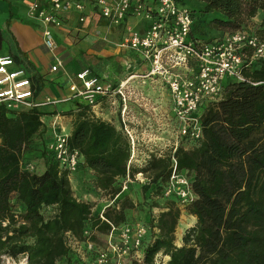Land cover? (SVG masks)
<instances>
[{
    "label": "trees",
    "instance_id": "trees-1",
    "mask_svg": "<svg viewBox=\"0 0 264 264\" xmlns=\"http://www.w3.org/2000/svg\"><path fill=\"white\" fill-rule=\"evenodd\" d=\"M198 1L199 12L214 14L211 28L236 31L247 28L260 11L262 22L255 32L264 36V0H177ZM193 18L195 9H189ZM3 38L0 32V50ZM243 81L227 82L222 98L200 110L202 138L185 142L174 153L177 167L187 172L196 198L183 211L196 219L184 231L181 246L175 232L181 217L177 201L163 198L170 175V158L151 157L143 169L128 166L130 144L121 130L91 118L89 109L78 104L67 145L78 150L81 169L90 175L93 190L118 195L103 216L120 225L131 223L128 212L135 204L116 187L126 176L151 172L143 193L164 201L161 212L145 225L149 234L142 262L153 264L155 256H168L167 264H264V60L243 71ZM35 94L42 86L31 76ZM39 108L7 110L0 107V255H26L28 264H58L69 259L65 232L80 237L85 229L106 233L107 225L93 216L90 204L73 196L67 175L59 171L42 140L40 157L45 170L24 171L25 154L43 126ZM63 115H70V112ZM133 185V184H132ZM52 208L49 216L44 210ZM6 223V226H3ZM132 224V223H131ZM135 224V223H134ZM154 229L156 231H154ZM94 239V238H93Z\"/></svg>",
    "mask_w": 264,
    "mask_h": 264
},
{
    "label": "built area",
    "instance_id": "built-area-1",
    "mask_svg": "<svg viewBox=\"0 0 264 264\" xmlns=\"http://www.w3.org/2000/svg\"><path fill=\"white\" fill-rule=\"evenodd\" d=\"M88 6L91 8L90 14L86 13ZM72 12L79 14L80 24H85L91 16H97L115 27L121 26L131 16L148 22V27L141 32L127 27L117 48L134 52L148 65V72L140 78H154L167 89L171 100L168 126L158 125L155 128L149 120L142 123L129 115V104L144 99L140 89L129 86L132 75L113 87L102 83L98 76L84 68L75 74L78 83L68 86L67 96L59 99L47 97L38 101L31 75L25 68L18 66L11 56L4 54H0V107L12 111L29 110L74 100L83 103L94 116L97 110H102L100 100H107L113 108L118 98L120 104L116 114L121 131L130 144L128 166L137 160L138 149L142 146H146L144 160L169 154L171 170L163 189V198L176 200L181 214L185 213L183 210L194 202L196 196L187 172L178 169L174 153L185 142L201 140V108L208 102L219 101L227 82L243 81V71L264 60V36H258L254 28L247 27L230 32L220 39H194L191 36L193 16L177 0H28L27 17L42 26V42L52 57L51 73H65L64 62L56 54L57 43L53 30L62 28L65 17ZM142 109L145 110V107ZM138 127H143L139 134ZM52 128L48 150L59 171L65 173L71 183L81 155L78 150L68 147L70 132L59 118L52 122ZM167 133L170 135L168 138ZM20 166L24 171L36 172L32 163L23 162ZM128 168L120 192L126 191L127 185L133 180L144 181L141 173L136 174L134 179L130 177ZM117 197L115 195L105 202L98 214L100 221L107 225L106 233L101 235L102 241L99 243L97 235L89 229H85L80 237L65 232L63 242L69 259L60 260L58 264L142 262V250L149 229L136 223L115 225L103 216ZM168 260V256L159 253L153 264H167ZM0 264H28V260L24 254L17 258L0 255Z\"/></svg>",
    "mask_w": 264,
    "mask_h": 264
},
{
    "label": "crops",
    "instance_id": "crops-1",
    "mask_svg": "<svg viewBox=\"0 0 264 264\" xmlns=\"http://www.w3.org/2000/svg\"><path fill=\"white\" fill-rule=\"evenodd\" d=\"M6 1L7 11L0 10V32L3 38L2 50L4 55L11 56L18 66H21L27 70L29 75L38 77L42 81L40 91L36 94V99L42 101L49 97L51 99H59L68 95V86L71 83H78L75 79V74L84 68H88L92 74L98 76L102 83L110 84L116 87L120 82L126 80L129 76H133L129 81V86L140 88L142 91L143 100L131 102L129 108L131 111H153L155 114V122L160 126H168L170 121V109L171 100L167 89L160 83V81L154 78L140 77L145 76L149 70V67L144 63L141 58L132 51L119 50L117 44L122 40L127 27L136 30L144 31L148 27V22L141 19L131 17L126 18L121 26H110L103 19L97 16H91L85 24H80L79 14L76 12L70 13L64 19L62 28L53 30L54 38L57 43L56 54L60 56L65 65V73L57 72L51 73L50 66L52 64V57L48 50L44 47L42 42V26L40 23L30 20L27 17V3L28 0H4ZM193 4L198 7H202V3L198 1H192ZM202 4V5H201ZM91 8L88 6L86 13L90 14ZM208 21L214 17V14L205 16ZM195 18V17H194ZM263 14L258 12L251 23L262 22ZM195 20L193 19V26L191 29V36L198 40H212L221 38L226 31L216 30L208 26L207 30L193 34ZM2 53V54H3ZM121 55V56H120ZM112 58L114 62L119 64H127L122 72L117 77H114L112 81L106 79V73L103 69V65L107 64L108 58ZM128 62V63H126ZM132 73V74H131ZM114 81V82H113ZM46 83H50V86H46ZM53 86H52V85ZM102 103V110H97L95 115L91 118L105 121L117 130H121L118 112L119 99L115 101V107L111 108L108 105L107 100H100ZM76 101H69L63 104H57L56 106L48 107L44 106L39 110L45 115L41 118L43 124L40 133L37 137L44 142H51L52 138V122L59 118L61 122L67 127L69 132L72 129V123L74 114L76 113ZM80 105H84L83 103ZM70 112V115H63ZM169 135V133H167ZM166 134V135H167ZM40 148H36L34 151L27 152L25 157L29 159V162H33L36 165V170L43 173L45 170L44 160L40 157ZM79 175V173H78ZM77 178V177H76ZM80 177L78 176V180ZM77 179H74L76 182ZM72 184V183H70ZM72 192H77V187L70 186ZM76 198V194H73ZM80 201L79 198H76ZM101 204V205H100ZM98 204L101 210L105 204ZM187 216L189 223L184 224L182 221L183 216ZM180 224L175 232V245L181 246V239L184 231L190 227H193L196 219L185 213L181 214ZM182 225V226H181ZM181 226V227H180ZM180 227V228H179ZM180 236L178 238V232ZM177 237V238H176Z\"/></svg>",
    "mask_w": 264,
    "mask_h": 264
},
{
    "label": "rangeland",
    "instance_id": "rangeland-1",
    "mask_svg": "<svg viewBox=\"0 0 264 264\" xmlns=\"http://www.w3.org/2000/svg\"><path fill=\"white\" fill-rule=\"evenodd\" d=\"M184 4L185 5H183L182 7H185L187 9H192V10L195 9L196 16H195V18H193L195 20V23H194L195 30H193V34L196 35L197 33L202 32V29L207 30L208 26L210 24H209L208 19L205 17V15H203L201 12H199L200 9H197L198 7H196V5L192 3V1H185ZM6 5H7L6 1L0 0V10L1 11L6 12L8 10ZM256 22L257 23H251L248 27L255 28L257 30L260 22L259 21H256ZM228 33H230V31H226L224 34L226 35ZM224 36L222 35L221 38H223ZM258 36L261 37V35H258ZM217 39H220V38H217ZM3 52H4V50H2V52L0 51V54H2ZM126 63H128V62H126ZM126 65L127 64H119L117 61L114 62L111 57L108 58L107 64H104L102 66L103 69L105 70V73H106V79H108L109 81H112V80H114L113 78L117 77V75H119L120 73H122V72L125 73L124 69L126 68ZM49 84L50 83H46V86H50ZM138 89H140V88H138ZM61 104H63V103H61ZM52 106H56V105H53V104L48 105V107H52ZM129 115L135 116L142 123L144 121L146 122V120H149V122L151 124H153V126L155 128H156V126H158V123H156L154 120L156 117H155V114L153 111H150V110L149 111H143V109H142V111H140V112L139 111H137V112L130 111ZM129 128H131V124L129 125ZM153 130L155 131L156 129H153ZM141 131H143V127L142 128L138 127L137 133L139 134ZM153 134L158 135L154 132H153ZM169 136L170 135L167 134V138ZM140 138H141V136H140ZM45 143H49V142L45 141ZM42 146H43L42 145V139L36 138L34 140V144H33L32 148H30V149L33 150L34 148H41ZM145 148H146V146H142L141 148L138 149L139 150L138 158L136 161H133L132 164L130 162V166L134 167L135 169H143L145 167V164L147 162V160H144V156H145L144 153L146 152ZM29 163H31V162H29ZM32 164H33V162H32ZM35 167H36V165H35ZM80 171H82V175L81 174L78 175V172H76V174H74L72 176V182H71L72 184H70V186L72 185V186H75V188L77 187V192L74 191L73 194H76V198H79L80 201H83V202L90 204L92 215L97 216L99 214V212L101 211V207H99L98 204L102 203V205H103L104 202L109 201V199H111L110 195L104 191L93 190L91 188L90 179H89L90 175L88 174V172L83 170V169H81ZM141 174H142V177L144 179L143 183L133 180L131 184L127 185V187L131 185L128 193L123 194V196H127L135 204V209L133 211L128 212V218H130L129 220H131L132 224H134V223H136V224H144V223L147 224L149 218H155L161 212V208L164 204V201H162L159 198L158 199L157 198L152 199L150 196V193H143V190L141 189L140 186L147 184L149 182V180L151 178V172H146V173H141ZM135 175L133 176V179L135 178ZM78 176L80 177L79 180H78ZM74 179H77L76 182H74ZM122 182L121 183L119 182L116 184V187H119L120 190L122 187ZM51 210H52V208L49 210L45 209L43 212L44 216H49V214L51 213ZM187 219L189 220V218H187L186 215L183 216L181 220L179 218V220L182 221L184 224L189 223L187 221ZM179 224H180V222L178 221V225ZM178 225H177V228H178ZM177 232H178V238H179L180 231L178 230ZM102 234L103 233H100L97 231L95 232V235H97V240L99 241V243H100V241H102V236H101ZM175 240H177V239H175Z\"/></svg>",
    "mask_w": 264,
    "mask_h": 264
}]
</instances>
